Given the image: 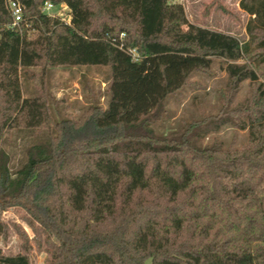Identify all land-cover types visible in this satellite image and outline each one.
Listing matches in <instances>:
<instances>
[{
  "label": "trees",
  "instance_id": "1",
  "mask_svg": "<svg viewBox=\"0 0 264 264\" xmlns=\"http://www.w3.org/2000/svg\"><path fill=\"white\" fill-rule=\"evenodd\" d=\"M7 1L0 240L9 238L3 214L20 209L36 246L50 254L46 264H264V0L240 3L252 18L246 43L192 25L181 0H17L20 28ZM46 3L66 5L70 24L45 14ZM216 59L230 80L221 115L158 133L168 100ZM38 67L43 75L109 68L108 107L56 122L47 95L24 96L22 77ZM245 82L250 94L234 106ZM226 127L247 131V144H205ZM45 130L51 134L27 146L15 169L6 148L13 132ZM0 264L32 263L0 248Z\"/></svg>",
  "mask_w": 264,
  "mask_h": 264
},
{
  "label": "rangeland",
  "instance_id": "2",
  "mask_svg": "<svg viewBox=\"0 0 264 264\" xmlns=\"http://www.w3.org/2000/svg\"><path fill=\"white\" fill-rule=\"evenodd\" d=\"M242 1L181 0L180 3L192 25L231 35L241 43H246L249 40L247 27L252 18L241 9ZM60 12L65 21H70V13L65 6ZM246 63L250 64L247 61L238 62L240 65ZM109 79L110 70L106 67H58L46 75H43V68L38 67L22 77V86L25 98L34 97L39 93L48 96L51 115L56 122L78 121L90 108L108 107ZM229 87L230 80L222 68L221 60H214L209 73L195 74L182 92L168 100L167 116L156 130L160 134H168L180 130L183 122L190 123L206 117L220 116L224 105L221 96L223 93H229ZM249 94L250 83L245 82L241 90L233 95V105L247 100ZM49 134L51 132L46 130L40 135L13 132L6 146L12 156V166L18 168L24 161L25 148L40 139H46ZM215 140L222 142L226 148L233 143L241 148L247 144L248 132L226 127L217 134L209 135L205 144H211ZM26 219L27 214L20 209H10L3 214V221L9 228V238L5 242L0 240V248L6 256L27 254L32 264H46L50 254L45 247L39 249L36 246L35 234L28 227ZM22 232L29 237L30 251L26 248ZM42 239H45V236H42Z\"/></svg>",
  "mask_w": 264,
  "mask_h": 264
},
{
  "label": "built area",
  "instance_id": "3",
  "mask_svg": "<svg viewBox=\"0 0 264 264\" xmlns=\"http://www.w3.org/2000/svg\"><path fill=\"white\" fill-rule=\"evenodd\" d=\"M63 6H65L68 9V7L66 5L55 6L52 3H46L44 8H43V12L49 16L60 18L65 23L70 24L71 16H70V21L67 22L63 19V17L60 14L61 13L60 11L63 8ZM7 8H8V10L12 16V19H13L12 27L13 28H20L21 25L24 23L22 5L17 0H8L7 1ZM69 13H70V11H69ZM133 54L136 56L137 52L133 51Z\"/></svg>",
  "mask_w": 264,
  "mask_h": 264
}]
</instances>
